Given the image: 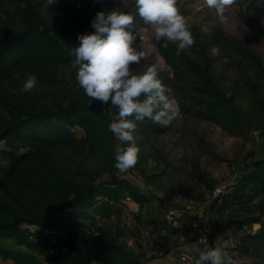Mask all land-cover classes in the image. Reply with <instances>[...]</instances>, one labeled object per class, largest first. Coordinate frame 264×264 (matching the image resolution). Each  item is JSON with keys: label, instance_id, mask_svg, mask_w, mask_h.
I'll return each mask as SVG.
<instances>
[{"label": "trees", "instance_id": "obj_1", "mask_svg": "<svg viewBox=\"0 0 264 264\" xmlns=\"http://www.w3.org/2000/svg\"><path fill=\"white\" fill-rule=\"evenodd\" d=\"M59 1L52 8L56 14H60ZM104 1L78 0L92 11L81 15L64 8L69 12L65 20L71 31L77 35L94 31L91 21L103 11ZM46 2L0 0V83L17 84L21 82L18 75L73 66L71 49L75 42H68L42 22L40 8ZM234 4L249 11H264V0H235ZM143 25L136 16L133 31ZM251 27L264 37V27L255 23ZM157 46L172 72L162 82L172 89L183 116L234 131L248 115L238 103L245 93L251 106L264 110V63L245 43L217 32L212 43L198 40L191 46L198 59L186 51L177 56L172 43L165 48L161 41ZM219 57L244 75V80L237 82L244 93L234 85H222V78L216 77ZM110 122L83 89L66 91L64 102L55 106L45 104L33 91L19 98L0 90V146H6L0 150V259L14 264H150L144 253L131 251L130 242L137 237L119 219L120 205L126 197L146 201L140 191L118 175L111 174L110 180L103 182L80 166H76V173L83 179L78 181L59 161L61 153L89 155L107 162L113 173L116 139L109 131ZM73 127L81 128L85 135L76 138ZM171 130V126L161 127L146 120L137 122L134 134L138 141L148 132L159 136ZM141 161L138 158L136 164ZM256 191L264 193L261 162L239 176L228 202H249ZM97 199H101V210L93 211L96 205L93 208L91 204ZM94 222L100 223L97 229ZM244 236L264 245V226ZM237 250L248 251L240 243Z\"/></svg>", "mask_w": 264, "mask_h": 264}, {"label": "rangeland", "instance_id": "obj_2", "mask_svg": "<svg viewBox=\"0 0 264 264\" xmlns=\"http://www.w3.org/2000/svg\"><path fill=\"white\" fill-rule=\"evenodd\" d=\"M59 3L60 14L53 12L52 8H55V5L50 6L47 2L42 5L40 8L42 22L50 26L56 33L64 36L68 42L78 43V35L75 31H71L65 20L66 14L69 18V12L64 8L69 7L71 12L78 15L91 11V9L89 5H83L78 0H60ZM177 6L187 21L194 42L203 40L212 43L213 36L217 32H222L245 43L264 63V37L251 27L252 23H255L257 27H264L262 8L249 11L246 6L233 4L226 13L227 20L221 22L215 16L214 10L206 6L204 0H177ZM103 7V11L116 9L135 12V0H105ZM136 32L138 36L142 37V40L138 39L136 44L142 46L146 57L139 64L133 65L134 70L143 72L149 65H154L161 80L171 76L172 72L157 46L158 41L155 40L154 29L150 25L144 24ZM210 48L212 53L218 55L214 46H210ZM184 51L198 59L192 47ZM219 60L216 62L215 71L216 77L222 78L221 84L229 88L234 85L236 90L239 89L244 93L240 84L237 83L244 80V75L233 70V65L226 60H222L220 57ZM76 71V67L70 66L59 67L51 72L42 69L31 73L37 76V86L31 91L48 106L63 103L66 91L82 90L76 81ZM27 76L18 75L21 82H24ZM21 82L19 81L17 84L2 82L0 90L6 95L23 98ZM11 85L14 87L17 85L21 89H13ZM246 96H248L247 93L244 94V99L241 96L240 99L243 101L239 100L238 103L243 108V112L248 114L247 118L243 116L234 131L225 130L208 121L185 117L178 108L176 118L168 125L172 127L170 132L159 136L148 132L146 136L136 141L141 149L138 158H141L142 161L125 172L114 168L112 173L110 167L106 165L107 162L89 155L71 156L61 153L59 161L66 168L67 173L77 178L78 181H82L83 178L76 173V166H80L93 178L103 182L109 181L111 174H114L129 181L135 188L138 186L139 195L146 201L141 202L126 197L120 205L119 219L121 225L134 230L137 239L130 242V248L131 251L140 253L144 248L143 237L146 236V239L148 232V236L151 237L152 228L150 226L155 223L154 225L159 228L161 225L164 202L172 206L192 203L198 209L205 210L202 218L214 226L211 213L209 214L212 203L208 198L214 186L221 182H235V179L243 172L259 162L264 167V138L262 136L264 110L251 106ZM90 100L98 104L111 121L115 109L110 106V101L105 104L99 100L91 98ZM72 133L76 138L85 135L79 127H73ZM120 144L121 142L117 140L114 143V155H116L117 147ZM3 149H6L4 144L0 146V150ZM87 179L88 177L85 178V180ZM151 192V196L145 195ZM252 194L251 201L235 204L223 210L221 214L219 213L224 223L220 227L221 232L232 231L244 249L248 250L242 252L237 250V256L242 264H264V245H256L251 238L244 236L247 235L248 229L253 227L254 222L259 221L264 226V193L256 191ZM100 200L97 199L92 204L88 203L93 208L96 205L93 211L101 210ZM99 226V222H94V228L97 229ZM203 226L200 227L203 228ZM192 228L193 226H191ZM140 241L143 246L140 245ZM4 243L10 244L9 241ZM0 264L14 263L0 259Z\"/></svg>", "mask_w": 264, "mask_h": 264}, {"label": "clouds", "instance_id": "obj_3", "mask_svg": "<svg viewBox=\"0 0 264 264\" xmlns=\"http://www.w3.org/2000/svg\"><path fill=\"white\" fill-rule=\"evenodd\" d=\"M47 3L52 6L56 0H47ZM204 3L224 22L235 0H204ZM136 15L154 29L155 40L162 41V47L175 44L177 56L194 44V37L177 0H135V12L98 11L91 21L94 31L79 34L78 43L71 49L79 87L92 100L105 104L110 101V106L115 109L108 127L115 139L121 142L114 165L120 172L134 167L138 161L141 149L134 134L137 122L147 120L167 127L178 114L172 89L159 78L155 66L149 65L143 72L134 70L133 65L146 57L142 46L136 44L137 39L142 40L132 27ZM36 86L37 76L30 73L22 91L29 92ZM261 227L259 221L254 222L253 232ZM214 245L215 242L208 244L205 241L194 264H232V258L225 249Z\"/></svg>", "mask_w": 264, "mask_h": 264}, {"label": "built area", "instance_id": "obj_4", "mask_svg": "<svg viewBox=\"0 0 264 264\" xmlns=\"http://www.w3.org/2000/svg\"><path fill=\"white\" fill-rule=\"evenodd\" d=\"M238 178L235 179V182H221L214 186V188L212 189L208 197L210 199V202L212 203V207L210 208L211 210L209 214L211 213L210 215L211 219H213L214 226H212L211 230L205 232V229H201L202 227L198 225L193 226V229H196V241L199 246V252L204 247L205 241H207L208 244H214L215 242L214 246H220L224 248L226 253L231 256L232 264H242L241 260L237 256V245L239 244V242H237L236 240L238 239V237H236L234 233L230 230L221 232L220 226H223L224 223L221 220V216L219 215V213L221 214V212L226 208H230V206L235 205L232 203V201L228 202V200L236 187ZM136 188L138 189V186H136ZM145 195L151 196L152 192ZM204 212V209H198L192 203H185L179 206H172L169 203L164 202L162 224L165 229L181 232L186 230V226L190 220H192L193 218H200L204 216ZM248 233L255 234L256 232H253L252 227L251 229H248L246 234ZM160 235L161 230L155 228L151 231L150 240L152 242H156L160 238ZM190 250L191 249L189 245L176 247L174 249L175 257L178 264L193 263ZM184 257H190L191 259L185 260Z\"/></svg>", "mask_w": 264, "mask_h": 264}, {"label": "crops", "instance_id": "obj_5", "mask_svg": "<svg viewBox=\"0 0 264 264\" xmlns=\"http://www.w3.org/2000/svg\"><path fill=\"white\" fill-rule=\"evenodd\" d=\"M155 224V223H154ZM150 226L152 229H159L161 230V235L158 241L152 242L148 236L147 233V238L143 237L144 241V246L142 245V242L140 241V245L143 246L144 248L142 249V252L144 253V257L147 258L150 262V264H178L176 257H175V251L174 249L176 247L184 246V245H189L193 263L195 258L198 257V243L196 241V229H191V226H203L201 229H205V232H208L211 230L212 226L210 223L202 218V217H197L193 218L192 220L189 221V223L186 226V230L184 231H171L168 229H165L162 220H161V225L160 227H156L155 225ZM139 241V240H137ZM239 242V239L236 240ZM133 242V241H131ZM138 249V247H137ZM139 250V249H138Z\"/></svg>", "mask_w": 264, "mask_h": 264}, {"label": "water", "instance_id": "obj_6", "mask_svg": "<svg viewBox=\"0 0 264 264\" xmlns=\"http://www.w3.org/2000/svg\"><path fill=\"white\" fill-rule=\"evenodd\" d=\"M256 165H257V164H256ZM256 165H255V166H256ZM261 228H262V227H261ZM261 228H260V229H261ZM260 229H259V230H260ZM259 230H258V231H259ZM258 231H255V232H258Z\"/></svg>", "mask_w": 264, "mask_h": 264}]
</instances>
